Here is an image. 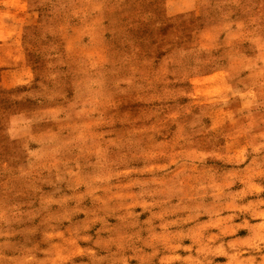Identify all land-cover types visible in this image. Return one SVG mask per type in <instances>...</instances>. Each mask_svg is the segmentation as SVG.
Returning a JSON list of instances; mask_svg holds the SVG:
<instances>
[{
	"label": "rangeland",
	"instance_id": "374dc122",
	"mask_svg": "<svg viewBox=\"0 0 264 264\" xmlns=\"http://www.w3.org/2000/svg\"><path fill=\"white\" fill-rule=\"evenodd\" d=\"M140 1L0 0V264H264V0Z\"/></svg>",
	"mask_w": 264,
	"mask_h": 264
},
{
	"label": "crops",
	"instance_id": "0c3cea01",
	"mask_svg": "<svg viewBox=\"0 0 264 264\" xmlns=\"http://www.w3.org/2000/svg\"><path fill=\"white\" fill-rule=\"evenodd\" d=\"M136 4H139L140 6H142L141 10H139V13H140V16H141V20H139L138 24L146 25L149 22H152L153 21V12H152V10L150 9V7L148 5L149 4V0H142V3L140 1L139 3H136ZM166 26L167 25H162L160 27L163 28V27H166ZM38 52H42V51H38ZM62 82H61V84H62ZM65 84H66V81H65L64 85Z\"/></svg>",
	"mask_w": 264,
	"mask_h": 264
}]
</instances>
